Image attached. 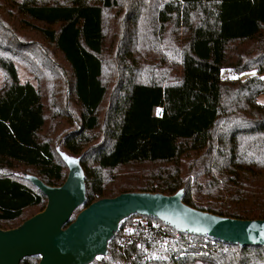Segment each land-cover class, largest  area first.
Returning <instances> with one entry per match:
<instances>
[{"label":"trees","instance_id":"obj_1","mask_svg":"<svg viewBox=\"0 0 264 264\" xmlns=\"http://www.w3.org/2000/svg\"><path fill=\"white\" fill-rule=\"evenodd\" d=\"M17 64L35 84L20 83ZM222 70L255 75L223 80ZM0 71V229L46 205L23 175L63 184L58 150L80 158L79 211L122 193L183 189L196 210L264 220V0H0ZM48 87L64 122L54 137L42 136ZM203 241L180 234L176 257L144 262L112 238L93 264H264V247L202 253Z\"/></svg>","mask_w":264,"mask_h":264},{"label":"water","instance_id":"obj_2","mask_svg":"<svg viewBox=\"0 0 264 264\" xmlns=\"http://www.w3.org/2000/svg\"><path fill=\"white\" fill-rule=\"evenodd\" d=\"M58 153L68 170L61 186L50 187L23 175L45 196L46 205L16 228L0 229V264H21L31 257L38 258V264H93L108 255L113 234L134 215L156 219L188 235L239 247H264V220H236L196 210L183 203V189L168 196L122 193L79 211L86 202L80 158Z\"/></svg>","mask_w":264,"mask_h":264},{"label":"built area","instance_id":"obj_3","mask_svg":"<svg viewBox=\"0 0 264 264\" xmlns=\"http://www.w3.org/2000/svg\"><path fill=\"white\" fill-rule=\"evenodd\" d=\"M165 226L167 227L168 225L156 219L134 215L120 224L112 238L115 239L117 250L129 261H135L140 258L144 262H166L179 254L180 234L190 238L199 237L176 230L175 234H171ZM200 238L204 239L203 244L200 246L202 253H209L219 249V244H225L207 236ZM96 261L102 262L103 258H99Z\"/></svg>","mask_w":264,"mask_h":264},{"label":"rangeland","instance_id":"obj_4","mask_svg":"<svg viewBox=\"0 0 264 264\" xmlns=\"http://www.w3.org/2000/svg\"><path fill=\"white\" fill-rule=\"evenodd\" d=\"M114 36H115V34L112 33L111 42H112V38ZM28 38L31 40H36V41L40 42V39L38 37L33 36L31 34H29ZM162 54H165V53L162 52ZM16 69H17L18 78H19V81L21 84H24L26 82H30L32 84H35L34 79L28 74V72L26 71L25 68H23V66L17 64ZM253 73L254 72L252 71V72H243L241 74L231 75L227 70H222L221 71V79H223V80L232 79V80H241L242 81V80H245V79H248V78L254 76L255 74H253ZM262 77H264V76H262ZM4 83H5V77H4L3 73L0 71V89L4 86ZM51 90H52V88L48 87V88H44V92H43L44 104L46 106V126L44 128V131L42 132V136H45V137H51V136L54 137L58 133V131L60 130V128L62 127V125L64 123L63 119L61 118V116L59 114V106L55 110V103L52 100V98L49 97ZM257 103L259 105L264 106V94L260 95L257 98ZM161 113H162V110L160 108H157L154 112L155 116H157V117H160ZM97 137H99V134H97ZM138 168L140 170H143V171L147 169L145 167H138ZM135 170H136L135 167H128V168H124V169L120 170L118 173L115 172V174H122V176H124V175H127L129 172L130 173L134 172ZM17 175L19 177H22L23 172H17Z\"/></svg>","mask_w":264,"mask_h":264},{"label":"snow or ice","instance_id":"obj_5","mask_svg":"<svg viewBox=\"0 0 264 264\" xmlns=\"http://www.w3.org/2000/svg\"><path fill=\"white\" fill-rule=\"evenodd\" d=\"M254 74V73H253ZM262 79H264V77H262Z\"/></svg>","mask_w":264,"mask_h":264}]
</instances>
